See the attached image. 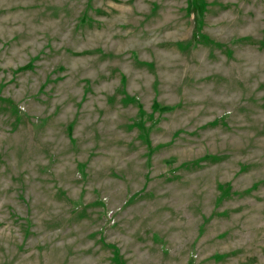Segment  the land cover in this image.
I'll return each instance as SVG.
<instances>
[{
  "label": "rangeland",
  "instance_id": "obj_1",
  "mask_svg": "<svg viewBox=\"0 0 264 264\" xmlns=\"http://www.w3.org/2000/svg\"><path fill=\"white\" fill-rule=\"evenodd\" d=\"M0 264H264V0H0Z\"/></svg>",
  "mask_w": 264,
  "mask_h": 264
}]
</instances>
